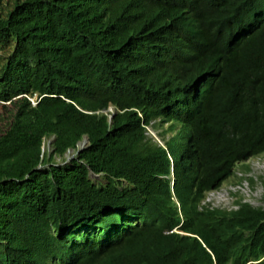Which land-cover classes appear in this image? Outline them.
<instances>
[{
	"label": "trees",
	"instance_id": "16d2710c",
	"mask_svg": "<svg viewBox=\"0 0 264 264\" xmlns=\"http://www.w3.org/2000/svg\"><path fill=\"white\" fill-rule=\"evenodd\" d=\"M0 104V264H264V0H0Z\"/></svg>",
	"mask_w": 264,
	"mask_h": 264
},
{
	"label": "clouds",
	"instance_id": "9594fccd",
	"mask_svg": "<svg viewBox=\"0 0 264 264\" xmlns=\"http://www.w3.org/2000/svg\"><path fill=\"white\" fill-rule=\"evenodd\" d=\"M196 91H198V90H196ZM153 131H155V130H153ZM170 136H171V134H169L168 137H170ZM152 137L156 141H158L161 145L164 146V142L161 140L160 136H158L159 139H156L154 136H152ZM85 143H87V140ZM261 154H264V150L261 151L259 154L250 155L246 159L241 160V161L237 162L234 166H232L229 174H227L216 186H214L213 188H211L205 192L204 197H203L202 202H201V205H205L211 209L218 208V209L227 210V211L239 209L240 205H241V203H239V202L250 203L256 207L257 206H264V173H260L258 176H255L253 174L250 175V173H252V169H251L250 163H248L250 158L259 156ZM172 178H174V170L172 171ZM257 180L260 181V183H261L260 186L262 187V192L257 194L258 198L256 199V201H254V202H257V204H254V202H251V201L247 200L246 197H243L245 195H241L243 193H240V190H244V193H245V192H247V190H245V187H247L250 189V191L254 192L255 189L258 187V185H256ZM223 188H225V189H224V192L223 191L220 192V194L222 195L221 197L218 196V197H214L213 199L210 198L211 193L216 191L219 194V191L222 190ZM234 197H236V198L234 199ZM217 199L220 202L219 205L213 206L211 203H213L214 200H217ZM178 205H179V203H178ZM173 231L180 233L182 235L188 234L187 232L181 230L178 227H176Z\"/></svg>",
	"mask_w": 264,
	"mask_h": 264
},
{
	"label": "rangeland",
	"instance_id": "374dc122",
	"mask_svg": "<svg viewBox=\"0 0 264 264\" xmlns=\"http://www.w3.org/2000/svg\"><path fill=\"white\" fill-rule=\"evenodd\" d=\"M13 0H11L12 2ZM10 105H8V107H2V105L0 104V133L5 130L7 128V125L10 123L11 121V113H10ZM167 125H165L164 127H166ZM149 133L154 136L156 139H159V134L157 131H153L151 128H149ZM52 139H47L45 141V145H44V149H47L49 147V145L51 144ZM86 140L82 141L80 143V146H84L86 143ZM77 154V152H75L74 150H69L66 155L65 158L66 160L64 161L62 158H58V162L61 164H65L67 162H70V160ZM248 163H250L251 165V169H252V173H250V175H255L258 176L260 173H264V154H261L259 156L256 157H252L249 159ZM256 185H258V187L255 189L254 192L250 191L249 188L245 187V190H247V192L244 193V190H240V193H243L241 195H245L243 197H246L247 200L254 202L256 201V199L258 198L257 194H259L260 192H262V187L260 186L261 183L260 181H256ZM223 188L222 190L219 191V194L214 191L213 193L210 194V198L213 199L214 197H221L222 195L220 194V192H224ZM251 195V196H250ZM236 197H234L235 199ZM220 199V198H219ZM207 202V201H206ZM219 201L214 200L213 203H211L213 206H218L219 205ZM254 204H257V202H254Z\"/></svg>",
	"mask_w": 264,
	"mask_h": 264
},
{
	"label": "water",
	"instance_id": "95a60500",
	"mask_svg": "<svg viewBox=\"0 0 264 264\" xmlns=\"http://www.w3.org/2000/svg\"><path fill=\"white\" fill-rule=\"evenodd\" d=\"M109 111H112V113L114 114V113H115V109H114V107H110V108H109ZM111 118H113V115L111 116Z\"/></svg>",
	"mask_w": 264,
	"mask_h": 264
},
{
	"label": "built area",
	"instance_id": "2783aa9c",
	"mask_svg": "<svg viewBox=\"0 0 264 264\" xmlns=\"http://www.w3.org/2000/svg\"><path fill=\"white\" fill-rule=\"evenodd\" d=\"M79 147L82 148V147H84V146L81 147L80 144H79Z\"/></svg>",
	"mask_w": 264,
	"mask_h": 264
}]
</instances>
